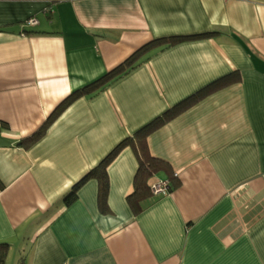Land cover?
Wrapping results in <instances>:
<instances>
[{
  "label": "crops",
  "instance_id": "0c3cea01",
  "mask_svg": "<svg viewBox=\"0 0 264 264\" xmlns=\"http://www.w3.org/2000/svg\"><path fill=\"white\" fill-rule=\"evenodd\" d=\"M201 33L55 113L147 42ZM228 75L147 135L163 162L147 185L173 178L166 195L133 212L125 146L106 166V212L94 178L64 202L120 140ZM1 242L0 264H264V0H0Z\"/></svg>",
  "mask_w": 264,
  "mask_h": 264
},
{
  "label": "trees",
  "instance_id": "16d2710c",
  "mask_svg": "<svg viewBox=\"0 0 264 264\" xmlns=\"http://www.w3.org/2000/svg\"><path fill=\"white\" fill-rule=\"evenodd\" d=\"M209 35V33H201L195 35H172V36H162L155 38L143 46H141L136 52H134L129 58H127L124 62L115 66L113 69L105 72L101 76L97 77L92 82L74 90L71 92L67 98L56 108V112L59 111L63 106H65L70 101L74 100L80 95L90 93L91 91H95L103 87L108 81L111 79L118 77L126 72V70L130 67L133 59H135L140 53L148 51L149 49L159 47V46H169L175 43L189 40L201 38ZM235 81L233 76H225L222 77L211 84L201 88L200 90L192 93L191 95L185 97L175 105L167 108L164 112H162L157 117L153 118L141 128L137 129L132 136H128L120 140L110 151L106 154L100 162L90 169L86 174H84L76 183H74L71 187V190L65 195L64 202L66 204L70 203L76 197L77 190L89 179H96L98 182V205L102 212H106V191H107V176H106V166L108 163L115 157V155L125 146H130L133 148L135 155L138 160V169L135 173L134 177V190L133 192L127 196V203L130 205L134 213H137L141 210L140 201L146 197V194L150 191V185H147L148 178L161 166H163V162L158 158L152 157L148 151L146 145V137L147 135L158 128L162 123L167 120L173 118L181 111L185 110L192 104H194L197 100L202 98L207 93L225 85ZM44 128L41 131L36 132L29 138V142L35 141L38 138ZM27 141L22 140V144L27 146ZM173 178L168 180L170 190L176 186L177 183L171 181ZM8 250V244L5 242L0 243V263L5 260L6 254ZM20 264H23L20 262Z\"/></svg>",
  "mask_w": 264,
  "mask_h": 264
},
{
  "label": "built area",
  "instance_id": "2783aa9c",
  "mask_svg": "<svg viewBox=\"0 0 264 264\" xmlns=\"http://www.w3.org/2000/svg\"><path fill=\"white\" fill-rule=\"evenodd\" d=\"M169 191L170 188L168 180L156 181L150 184V192L153 194L166 195Z\"/></svg>",
  "mask_w": 264,
  "mask_h": 264
}]
</instances>
